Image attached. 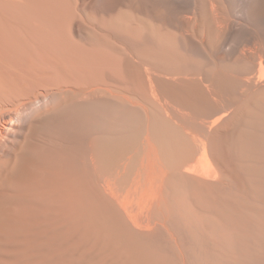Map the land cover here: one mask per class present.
I'll use <instances>...</instances> for the list:
<instances>
[{"label":"bare ground","instance_id":"6f19581e","mask_svg":"<svg viewBox=\"0 0 264 264\" xmlns=\"http://www.w3.org/2000/svg\"><path fill=\"white\" fill-rule=\"evenodd\" d=\"M0 264H264V0H0Z\"/></svg>","mask_w":264,"mask_h":264}]
</instances>
